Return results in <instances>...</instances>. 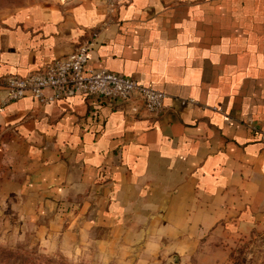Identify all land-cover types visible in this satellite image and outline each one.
<instances>
[{
    "label": "crops",
    "instance_id": "obj_1",
    "mask_svg": "<svg viewBox=\"0 0 264 264\" xmlns=\"http://www.w3.org/2000/svg\"><path fill=\"white\" fill-rule=\"evenodd\" d=\"M112 18L101 0H43L0 20V243L221 264L264 228V0H120ZM85 42L86 69L162 91L167 109L3 102V78Z\"/></svg>",
    "mask_w": 264,
    "mask_h": 264
},
{
    "label": "built area",
    "instance_id": "obj_2",
    "mask_svg": "<svg viewBox=\"0 0 264 264\" xmlns=\"http://www.w3.org/2000/svg\"><path fill=\"white\" fill-rule=\"evenodd\" d=\"M101 1L112 18L120 0ZM91 47V43L79 44L69 56L47 63L27 76H6L1 82L3 102L31 97L47 105L74 96H86L105 104H136L149 116L157 117L167 109L166 94L162 91L107 70L86 69Z\"/></svg>",
    "mask_w": 264,
    "mask_h": 264
},
{
    "label": "rangeland",
    "instance_id": "obj_3",
    "mask_svg": "<svg viewBox=\"0 0 264 264\" xmlns=\"http://www.w3.org/2000/svg\"><path fill=\"white\" fill-rule=\"evenodd\" d=\"M43 0H0V20L13 11ZM227 255L221 264H264V228L248 235L233 236L226 244ZM0 250L19 253L22 259L42 261V264H96L88 256L69 259L59 253L45 251L34 238L17 243H0Z\"/></svg>",
    "mask_w": 264,
    "mask_h": 264
},
{
    "label": "trees",
    "instance_id": "obj_4",
    "mask_svg": "<svg viewBox=\"0 0 264 264\" xmlns=\"http://www.w3.org/2000/svg\"><path fill=\"white\" fill-rule=\"evenodd\" d=\"M0 264H42V261L22 259L17 252L0 250Z\"/></svg>",
    "mask_w": 264,
    "mask_h": 264
}]
</instances>
